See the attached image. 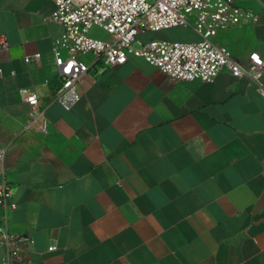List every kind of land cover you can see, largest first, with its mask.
<instances>
[{
  "label": "crops",
  "instance_id": "0c3cea01",
  "mask_svg": "<svg viewBox=\"0 0 264 264\" xmlns=\"http://www.w3.org/2000/svg\"><path fill=\"white\" fill-rule=\"evenodd\" d=\"M235 1L259 21L215 40L246 62L264 54V0ZM54 9L0 0V147L21 264H264V75L181 82L130 55L91 64L66 109L53 101ZM148 32L135 47L198 40L191 28ZM182 35L192 40L172 39ZM27 93L47 133L25 130Z\"/></svg>",
  "mask_w": 264,
  "mask_h": 264
},
{
  "label": "built area",
  "instance_id": "2783aa9c",
  "mask_svg": "<svg viewBox=\"0 0 264 264\" xmlns=\"http://www.w3.org/2000/svg\"><path fill=\"white\" fill-rule=\"evenodd\" d=\"M49 1L55 5L50 19L64 28L54 40L53 54L60 87L53 101L66 109L80 100L79 81L88 73L91 64L102 67L123 65L130 55L143 58L181 82L201 80L213 83L224 70L234 77H247L255 82L264 75V54L254 50L248 54L246 62H239L226 46L215 42L223 31L259 21L254 11L242 8L235 0ZM177 27L191 28L198 40H152L138 48L134 46L140 33ZM96 31L106 33L109 39L99 37ZM39 57V54L34 55L35 59ZM30 60L26 57V62ZM24 99L30 106L25 130L47 133L48 119L36 94H24ZM6 151L5 146L0 147V208L3 211L0 244L4 248L0 264H21L17 237L7 227L8 214L16 204L12 201L11 186L6 179Z\"/></svg>",
  "mask_w": 264,
  "mask_h": 264
},
{
  "label": "rangeland",
  "instance_id": "374dc122",
  "mask_svg": "<svg viewBox=\"0 0 264 264\" xmlns=\"http://www.w3.org/2000/svg\"><path fill=\"white\" fill-rule=\"evenodd\" d=\"M185 29H190V28H185V27H177V28H171V29H166V30H162L163 32L165 33H175V32H179V31H185ZM150 33V31L148 32ZM172 38V37H171ZM173 40H180V41H188V40H192L190 39L189 37H185L184 35H182L181 37H173L172 38ZM216 43H218L216 40H215Z\"/></svg>",
  "mask_w": 264,
  "mask_h": 264
},
{
  "label": "water",
  "instance_id": "95a60500",
  "mask_svg": "<svg viewBox=\"0 0 264 264\" xmlns=\"http://www.w3.org/2000/svg\"><path fill=\"white\" fill-rule=\"evenodd\" d=\"M16 240H19V238H17Z\"/></svg>",
  "mask_w": 264,
  "mask_h": 264
}]
</instances>
